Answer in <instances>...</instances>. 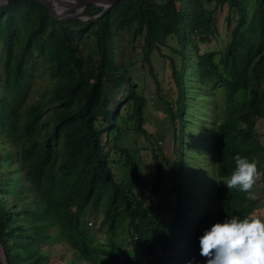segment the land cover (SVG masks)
<instances>
[{
    "label": "trees",
    "instance_id": "16d2710c",
    "mask_svg": "<svg viewBox=\"0 0 264 264\" xmlns=\"http://www.w3.org/2000/svg\"><path fill=\"white\" fill-rule=\"evenodd\" d=\"M213 1L237 11L220 58L227 76L218 69L213 51L196 55L192 70L196 76L191 75L196 96L211 92L216 81L222 91L217 102L211 97V106H217V117L209 127L215 164L213 203L207 216L199 215L193 222L177 205L172 216L174 232L150 205L161 182L159 155L151 153L152 186L141 196L134 191L140 168L128 149L116 145L118 111L109 104L115 88L127 83L120 97L131 101L137 132L143 130L145 100L125 68L115 64L110 40L116 27L127 28L135 22L131 35H141L142 58L151 72L149 54L153 48L159 50L157 45L167 35L175 38L179 48L172 49L183 57L185 46L196 45L191 35L200 42L208 39L213 8L193 0L195 11L186 22L174 0H114L101 13L100 5L87 2L82 10L88 16L85 19L55 18L38 0L0 3V247L6 264H48L38 247L50 237L61 240L75 259L86 264H204L199 251L203 230L228 216L254 213L255 198L228 191L224 183L239 153L258 161L262 173L258 181L264 191V146L253 118L264 112V0H255L245 29V4ZM90 36L96 45L95 57L84 52ZM32 52L46 61L51 83L46 94L26 101ZM169 64L177 95L174 108L166 103L170 119L178 124L177 137L182 138L186 108L199 100L189 98L188 78L170 56ZM239 89L247 95L234 108L233 94ZM110 148L119 150L128 164L129 179L113 177ZM178 152L181 157L180 147ZM97 211L104 219L105 241L87 226L88 216L95 217ZM121 214L127 219L126 246L118 244L113 234ZM50 227H55L54 234ZM41 257L44 262L39 261Z\"/></svg>",
    "mask_w": 264,
    "mask_h": 264
},
{
    "label": "rangeland",
    "instance_id": "374dc122",
    "mask_svg": "<svg viewBox=\"0 0 264 264\" xmlns=\"http://www.w3.org/2000/svg\"><path fill=\"white\" fill-rule=\"evenodd\" d=\"M6 0H0L4 2ZM162 2L163 0H154ZM53 6L63 5L61 0H51ZM176 8L184 15L187 22L191 14L195 11L193 0H174ZM203 5L213 8L212 23L213 29L208 39L200 42L197 35H191L193 45L185 46L184 57L172 47L179 48L173 36L167 35L163 42L153 48L149 54L150 66L142 58V37L132 36L131 31L136 26L132 22L129 27L112 26L115 33H112L110 40V53L115 64L125 68L132 81L135 82L136 90L144 97L142 132H137L133 128V112L130 106V99L121 98V92L126 86V82L120 84V89L115 88V93L109 99L112 109L117 108V116L114 127L118 128L117 146L128 149L140 168V176L134 191L141 196L148 194L152 186L153 161L151 153L159 155L162 163L161 182L157 193L150 200L153 213L163 217L169 224V228L174 232L175 221L172 216L176 206L185 210L189 220L193 222L196 217L207 216L211 209L213 198L212 189L215 178V164L212 157L211 122L217 117V106H211V97L217 102L220 97L221 88L218 81L212 85L211 92L202 91L203 95L196 96L191 75L196 68V55L205 51H213V60L216 62L222 76H227V69L223 66L220 58L224 45L229 39L230 29L234 25L237 17L235 8L228 7L225 3L213 4L202 0ZM245 4L247 21L244 25L249 26V20L254 12L255 0H240ZM94 4V3H93ZM97 5V4H96ZM102 7V6H101ZM67 8L69 13L76 10ZM84 6L81 7L83 10ZM64 18H67V17ZM82 17V16H81ZM85 19V18H81ZM84 52L92 57L96 56V45L91 36L84 44ZM169 56L177 68H182L187 76V89L189 98L193 97L198 104L194 106V101L186 108L185 129L182 138L177 137L178 124L170 119L168 103L174 108V99L177 95L174 82L170 76ZM29 73L27 75V98L26 101L33 100L46 94L45 90L50 87L51 77L47 69L46 61L40 53L32 52L29 55ZM92 60V59H91ZM185 63V64H184ZM246 90L239 89L233 94V107L238 108L245 96ZM210 95V96H208ZM198 97V100L195 98ZM187 98V96L185 97ZM194 103V104H193ZM215 105V104H214ZM255 118L256 135L264 146V112ZM181 141V142H180ZM183 153L179 157L178 148ZM109 148V147H108ZM123 156L115 148L109 149V165L116 180H126L130 177L128 164L123 162ZM264 168V162H263ZM4 170V169H3ZM262 183L257 181L254 187L255 211L253 214L264 217V191L260 189ZM7 198L10 196L7 194ZM6 198V199H7ZM94 216H88L87 226L92 231H96V237L100 241H105V226H102L104 219L97 211ZM126 216L121 214L116 221L114 238L118 244H124L127 236ZM55 227H50L49 232L54 234ZM125 246L127 244H124ZM0 247V264H5ZM39 252L47 256L48 264H86L78 261L73 256V251L61 240L50 237L46 242L38 247ZM160 250V247L158 248ZM45 257L40 258L44 262Z\"/></svg>",
    "mask_w": 264,
    "mask_h": 264
},
{
    "label": "clouds",
    "instance_id": "9594fccd",
    "mask_svg": "<svg viewBox=\"0 0 264 264\" xmlns=\"http://www.w3.org/2000/svg\"><path fill=\"white\" fill-rule=\"evenodd\" d=\"M233 160L234 170L224 185L228 191L237 190L254 199L253 190L262 175L258 161L239 153ZM199 251L204 264H264V217L232 215L212 224L199 237Z\"/></svg>",
    "mask_w": 264,
    "mask_h": 264
},
{
    "label": "water",
    "instance_id": "95a60500",
    "mask_svg": "<svg viewBox=\"0 0 264 264\" xmlns=\"http://www.w3.org/2000/svg\"><path fill=\"white\" fill-rule=\"evenodd\" d=\"M38 1L41 4H43L49 10V12L52 14V16H54L55 18H64L67 14V8L57 10L53 6V4L50 0H38ZM113 1L114 0H73V2L71 3V5H69V7L76 8V10L69 13L68 17L87 18L88 16L84 15L82 13V10H81V7L85 6L87 2H91V3L102 6L101 10L99 11V13H101L103 11V9L106 6H108L110 3H112ZM1 253L3 254L2 249H1ZM3 259H4V263L6 264L4 255H3Z\"/></svg>",
    "mask_w": 264,
    "mask_h": 264
},
{
    "label": "bare ground",
    "instance_id": "6f19581e",
    "mask_svg": "<svg viewBox=\"0 0 264 264\" xmlns=\"http://www.w3.org/2000/svg\"><path fill=\"white\" fill-rule=\"evenodd\" d=\"M61 1H62L63 5L58 6L59 8L56 7L57 10H61L62 7H67V6L71 5V3L73 2V0H61Z\"/></svg>",
    "mask_w": 264,
    "mask_h": 264
}]
</instances>
